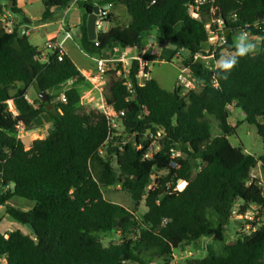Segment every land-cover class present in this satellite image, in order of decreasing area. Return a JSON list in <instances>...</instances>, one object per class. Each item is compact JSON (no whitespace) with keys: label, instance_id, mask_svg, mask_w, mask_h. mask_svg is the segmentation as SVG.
<instances>
[{"label":"trees","instance_id":"trees-1","mask_svg":"<svg viewBox=\"0 0 264 264\" xmlns=\"http://www.w3.org/2000/svg\"><path fill=\"white\" fill-rule=\"evenodd\" d=\"M10 1L11 8L0 3V18L8 8L25 16L17 0ZM74 1L43 0V21L68 10ZM194 1L85 0L78 4L83 11L80 44L89 57L100 56L114 45L141 52L155 28L175 52L184 47L197 53L215 31L207 23L221 18L231 33L218 58L235 52L232 38L240 31L260 41L259 52L239 58L227 74L219 69L212 73L200 63L190 65L203 86L186 95L179 89L165 91L153 79L139 85L136 60L132 92L110 72L107 102L116 112L125 111L126 144L122 136L109 140L108 117L81 103L75 85L86 78L68 55L52 47L46 61H40L42 51L26 35L19 37V27L8 31L0 20V207L32 229L28 234L12 231L8 239L0 232V258H6V264H174L175 251L199 245L205 238L221 244V250L209 246L206 257L183 264H264V225L250 234L238 233L233 240L227 238L228 227L237 222L232 214L238 201V214L264 204L262 189L249 185L257 169L264 178V154L251 156L228 141L240 124H230L231 110L237 109L264 142V39H260L264 0H209L200 20L188 15ZM108 5L124 6L131 21L99 32L97 41L91 42L88 16L96 6ZM232 13L235 22L229 20ZM112 18L109 14L107 22ZM69 82H73L70 89L54 92ZM30 87L39 97L47 93L49 102L29 101ZM63 93L66 103L53 104ZM9 101L17 116L9 111ZM44 115L52 121V132L27 150L17 138V126L29 129ZM208 116L220 125L221 135L215 138ZM150 131L166 136L160 140V151L145 158L150 140L144 135ZM106 146V153H100ZM173 148L183 154L179 170L170 167ZM114 161L121 171L122 188L136 205L144 200L147 210L141 218L104 197V189L119 182ZM154 170L167 174L160 175L155 189L149 190ZM13 199L34 206L25 211L10 205ZM108 233L120 234L122 242L104 246L102 235Z\"/></svg>","mask_w":264,"mask_h":264},{"label":"rangeland","instance_id":"rangeland-1","mask_svg":"<svg viewBox=\"0 0 264 264\" xmlns=\"http://www.w3.org/2000/svg\"><path fill=\"white\" fill-rule=\"evenodd\" d=\"M10 0H0V3L4 6H8ZM43 0H24V9L26 10V15L21 16L19 14L13 13L10 11L11 16L14 20H18L21 23H24L25 19H28L31 21V23L28 24V28L32 31L30 36V42L33 46H36L39 48V50L42 51L44 55H41L40 61L45 62L47 59L48 54L50 53V49H48V34L57 32L58 28L61 27L63 30L58 33L59 40H63L66 36V32L71 33V39L67 41V47L70 48V53L74 57L75 61L78 64H84L88 63L91 64L93 61L91 60L88 55L84 53L82 50L80 39H79V31L78 27L82 23L83 18V11L78 7V5L71 6L68 10H59L57 11L53 17L47 21H43ZM121 10H123V15L121 19L118 22H107L104 24L103 29L100 30L104 31L113 25H121L126 26V18H129L125 7H120ZM49 23V26H46V24ZM13 29V26L11 25L8 29ZM99 32V31H98ZM242 31L238 32L233 36V42L234 45L236 43V39L238 35ZM152 34H158L161 41H163V37L161 34V31L159 29H153L151 31ZM250 42H252L249 39ZM174 48V47H172ZM259 51V46L258 50ZM256 52V53H257ZM100 58V56H95L94 59L97 60ZM94 64V62L92 63ZM180 72V61L178 59H172L170 61H167L165 63H152L151 64V75L153 79L158 83V85L165 91H173L175 88L176 80L178 79V74ZM70 86V83H66L64 86H61L60 88L56 89L54 92L64 91L66 88ZM76 88L79 90V92L82 94V104L86 105V107L90 106L89 108L93 107L94 104H88L90 98L87 91H91L85 87L83 83H79L75 85ZM18 85L15 87L17 88ZM15 90H13L14 92ZM186 95V93H184ZM31 101V97H29ZM36 99H39L38 94H36ZM53 104L59 103V98H55L52 101ZM9 105V103H8ZM14 106V104L12 103ZM10 107V105H9ZM208 120L211 123L212 130L211 134L212 137L215 138L219 135H221V129L218 121L215 120L214 117L208 116ZM51 119L48 115H44V117H41L38 121H34L31 128H29L27 131L23 133V137L21 140L25 143V148L28 150L30 146L33 144V142L36 140H43L50 136L52 132V123ZM238 123L239 126L237 130L232 133L228 137V141L236 148H242L246 153L250 154L251 156L259 157L264 154V142L263 139L258 134V129L249 123L245 121V116L241 112V110L232 109L231 110V118H230V124L236 126ZM125 137V136H122ZM106 147L101 148L102 154L106 153ZM115 168L118 171L119 176V182L111 188L104 189V197L107 201L116 203L122 206L127 207L131 211H135L136 214L141 218L143 214L146 212V207L144 200L136 205L132 199L131 195L128 191L124 190L122 188V176L121 171L119 170L116 161H114ZM156 173V172H155ZM158 175V173H156ZM254 174L257 176H262L259 169L254 171ZM163 175V172L159 173L158 176ZM10 205L15 206L17 208H20L22 210H30L33 208V202H28L25 200L20 199H13L10 202ZM235 210L238 211L239 206L241 205V202L238 201L235 204ZM259 221H256L255 224H259L258 228L262 225H264V212H262L259 215ZM234 221V219H233ZM15 230H21L22 232L28 234L32 232V229L29 225H22L15 220L11 219L8 216L7 210L5 206L0 207V232L4 234H9L12 231ZM246 233L244 225L239 224V222H233L227 230V238L228 240H233L236 238V235L238 233ZM123 237L120 234L117 233H108L105 235H102V242L104 246H108L110 244L114 243H120L122 242ZM209 246L213 247V250L215 252H219L221 250V244L216 243L212 241L211 239L205 238L201 241V243L198 245H190L186 246L185 248H182L180 250H177L174 252V264H183L188 259L191 258H197L202 259L206 257L207 255V249ZM155 264H162L160 262H156Z\"/></svg>","mask_w":264,"mask_h":264},{"label":"built area","instance_id":"built-area-1","mask_svg":"<svg viewBox=\"0 0 264 264\" xmlns=\"http://www.w3.org/2000/svg\"><path fill=\"white\" fill-rule=\"evenodd\" d=\"M81 1L85 0H75L74 3L71 5H78ZM209 2V0H195L193 3L189 4L188 6V15L193 18L194 20H200L202 16V10L205 4ZM111 5L105 6L101 8V12L97 21V32L103 28L104 24L107 23L108 15L110 14L109 8ZM229 20L235 22L237 20L236 14L232 13L229 17ZM5 22V20H2ZM12 24H5L3 27L6 29L10 27ZM207 28L211 30L212 26H215V31L210 34L209 39L207 42L203 44L202 50L197 53H190L188 50L182 48H178L175 52L173 58L178 59L180 61V72L178 74V79L176 80L175 89H179L182 93H190L192 91H198L202 88L203 83L197 79L192 72L190 65L200 63L204 67L207 68L210 72L214 73L218 69L215 67L216 61L218 58V53L220 48L224 47L227 44V27L225 20L223 18L207 23ZM11 31V29H8ZM230 31V30H229ZM246 32V31H242ZM248 33V36L251 37L252 35ZM52 47L59 48L60 53H64V47L61 43L55 41H51L48 44V49ZM150 50L151 57L158 54L157 50L154 48L153 45H150L148 51ZM148 51L142 50L138 55L129 56V53L124 52L120 54L115 60H106L103 58H98L95 60V71L91 72L89 76H84L92 86L93 90L97 93V95L89 94V102L88 104H94V108L98 109L100 112L105 114L108 117L109 122V129H110V136L109 140H112L115 137H124V143L126 144L129 139L126 138L124 132V118L126 116L125 111L116 112L114 108L108 104V100L106 97V88L108 84V77L110 72H115L117 78H119L123 84L127 87V89L132 92L133 91V61L136 60L138 62V74L136 78L139 85L144 84L146 81L151 79L150 76V66L151 61L147 60L145 56L147 55ZM42 55H44L42 53ZM214 86L217 87L218 84L214 82ZM185 95V94H184ZM59 102L62 104L66 103V96L65 93L61 94L59 98ZM10 107L9 111L14 115L17 116L18 113L15 107L12 105L13 101L8 102ZM231 109V107H229ZM24 125L19 124L17 126V138L21 140L23 137V133L27 131ZM137 134L131 135V139L134 138ZM166 134L163 132L154 133L152 131L146 133L144 138L146 140H150L149 149L145 155V158H151L154 154H157L160 151V140L165 137ZM141 148V147H140ZM138 148V149H140ZM182 151L179 148H173L170 152V167L173 169H180L179 159L183 158ZM102 153V150H100ZM157 171L154 170V175L152 176V182L148 186V189H155L156 187V179L159 177L156 173ZM167 173L163 171V175L165 176ZM255 184L262 189L263 196H264V178L262 176H257L254 172L251 174V180H249V185ZM264 212V204L263 205H252L250 209L246 211L244 214H238V211L234 210L232 214V220L238 221L239 224L244 225L248 234L257 230L259 224H255L256 221H259V215ZM6 238L8 239L7 234H5ZM174 256V255H173ZM6 262L5 258H0V264H4Z\"/></svg>","mask_w":264,"mask_h":264},{"label":"crops","instance_id":"crops-1","mask_svg":"<svg viewBox=\"0 0 264 264\" xmlns=\"http://www.w3.org/2000/svg\"><path fill=\"white\" fill-rule=\"evenodd\" d=\"M17 3H18V7L24 11L25 15L27 14L26 13V10L24 9L23 5H24V0H17ZM120 7H124L122 5H112L110 6L109 8V11H110V14L112 15L113 17V21L112 22H118L122 15H123V10L120 9ZM1 22L2 20H5V22H2V25H5V24H12L13 28L14 26H18L19 29L21 30V28H25V34L27 37H28V40L30 42V36H31V33L32 31L27 27L28 24L24 23L23 26H21V22L18 21V20H14L11 16V13L10 11L8 10H5L4 11V14L3 16L0 18ZM131 21V18H126V26L129 24V22ZM82 23H83V18H82ZM81 23V25H82ZM50 24L47 23L46 26H49ZM81 25L78 27V31H79V39H80V28H81ZM114 26V25H113ZM112 26V27H113ZM115 26H121V25H115ZM114 26V27H115ZM112 27L104 30V31H101V32H105V31H108L109 29H111ZM103 29V28H102ZM12 30V28H11ZM63 29L61 27L58 28L57 32L55 33H50L48 34V44L51 42V41H57L59 43H61L64 47V54L68 55L72 61L75 63V65L81 70V72L84 74L83 76H89V74L91 72H94L95 71V59L94 57H90L91 60L94 62V64H88V63H84V64H78L74 57L71 55L70 53V48L67 47V41L69 39H71V33L70 32H66V36L64 37L63 40H59V35L58 33L60 31H62ZM101 30V29H100ZM99 30V32H100ZM98 32V33H99ZM249 39L253 42V43H256L258 46L260 45V41L258 38H256V36H251L249 37ZM31 43V42H30ZM150 45H153L154 48L157 50L158 54L151 57L149 56L150 55V50L148 51V48ZM48 46V45H47ZM173 46L170 45L169 43L165 42L164 40L161 41L160 37L158 36V34H152L151 32L148 34V36L145 38L144 40V46H143V49L142 50H147L148 53L147 55L145 56V58L149 61H151V64L152 63H156V62H159V63H165L167 61H170L173 58L174 54H175V48H172ZM83 50V49H82ZM124 52H127L129 53V56H132V55H138L140 54V52L138 50H136L135 48H132V49H124L122 48L121 46L119 45H114L113 48H111L110 50L102 53L100 55L101 58L103 59H106V60H115L120 54L124 53ZM259 52V51H258ZM257 52V53H258ZM255 53V54H257ZM86 54V53H85ZM87 55V54H86ZM89 57V56H88ZM150 68V76H151V79H153L152 75H151V66L149 67ZM154 80V79H153ZM70 83V86L68 88H66L63 92H65L66 90L70 89L72 86H73V82H69ZM85 85V87H87V89L91 90V91H87L88 93H91L93 95H97V93L93 90V86L87 82H84L83 83ZM161 88V87H160ZM175 89V88H174ZM169 92H172V91H169ZM36 90L33 88V87H30L28 89V100L31 101V99L29 97H31L32 99H34L36 97ZM44 117V116H42ZM232 125V124H231ZM234 126V125H232ZM6 260V258H5ZM7 262V260H6ZM6 262H4V264H6Z\"/></svg>","mask_w":264,"mask_h":264},{"label":"clouds","instance_id":"clouds-1","mask_svg":"<svg viewBox=\"0 0 264 264\" xmlns=\"http://www.w3.org/2000/svg\"><path fill=\"white\" fill-rule=\"evenodd\" d=\"M260 39H264V37ZM257 50L258 45L249 41L248 33L241 32L236 39L235 52L230 55H221L216 61L215 67L227 74L238 64L239 58L245 57L249 54H255ZM223 78L226 79L227 75Z\"/></svg>","mask_w":264,"mask_h":264},{"label":"water","instance_id":"water-1","mask_svg":"<svg viewBox=\"0 0 264 264\" xmlns=\"http://www.w3.org/2000/svg\"><path fill=\"white\" fill-rule=\"evenodd\" d=\"M13 6V3L10 2L8 7L11 8ZM100 12H101V8L99 6H96L92 12L91 15L88 16V20H87V34H88V38H89V41L91 42H95L97 41L98 39V32H97V21H98V18H99V15H100ZM24 23L26 24H29L31 23L30 20L28 19H25L24 20ZM230 31L228 30L227 31V35L226 36H229L230 35ZM25 34V28H21L20 30V33H19V37L22 38L23 35ZM48 94L47 93H43L40 95L39 99L41 101H43L44 103H48L49 102V99H48ZM53 108V105H50L48 107V109H52ZM30 226V225H29Z\"/></svg>","mask_w":264,"mask_h":264},{"label":"snow or ice","instance_id":"snow-or-ice-1","mask_svg":"<svg viewBox=\"0 0 264 264\" xmlns=\"http://www.w3.org/2000/svg\"><path fill=\"white\" fill-rule=\"evenodd\" d=\"M181 187H183V185H181Z\"/></svg>","mask_w":264,"mask_h":264}]
</instances>
